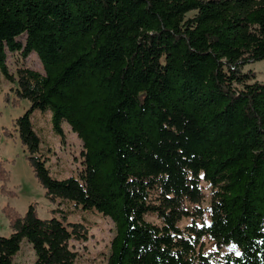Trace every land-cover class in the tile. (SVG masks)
Here are the masks:
<instances>
[{
  "label": "trees",
  "instance_id": "obj_1",
  "mask_svg": "<svg viewBox=\"0 0 264 264\" xmlns=\"http://www.w3.org/2000/svg\"><path fill=\"white\" fill-rule=\"evenodd\" d=\"M8 51L37 52L45 74L11 73ZM262 60L264 0H0V71L13 104L31 102L15 124L27 160L50 202L114 221L104 264H214L205 237L229 248L223 264H264V82L245 70ZM35 110L84 142L78 175L51 173ZM10 178L0 160L3 194ZM202 180L213 193L199 224ZM3 211L0 264L25 242L34 264L76 263L85 223L60 208L42 218L36 203Z\"/></svg>",
  "mask_w": 264,
  "mask_h": 264
},
{
  "label": "rangeland",
  "instance_id": "obj_2",
  "mask_svg": "<svg viewBox=\"0 0 264 264\" xmlns=\"http://www.w3.org/2000/svg\"><path fill=\"white\" fill-rule=\"evenodd\" d=\"M19 40L25 41V35ZM7 64L10 72L17 73L19 67H27L45 74L43 63L37 52L31 53L27 58L20 52L8 51ZM254 70L257 80L264 82V60L247 65L245 70ZM16 85L7 81L0 71V160L5 168L11 173L10 180L6 183L7 189L14 192V195L3 194L0 181V236L9 235L12 232L10 220L6 217L3 208L7 205L14 207L21 214H25L29 206L37 204L38 214L42 218H51L52 210L60 208L70 213L69 222L85 223L88 233L83 240H71L73 250L77 251L78 259L75 264H104L111 250V243L116 234L114 221L95 209L84 210L75 202L58 200L50 202L45 195V189L36 178L33 168L27 160V151L23 147L19 134L16 130V119L23 115L31 106V102L22 99L19 105L13 104L15 94L11 88ZM7 95L10 100L8 101ZM51 111L35 110L32 118L37 134L41 139L40 153L46 156L51 173L58 179L70 175H78L84 168V142L76 132L72 130L69 123L62 124L64 137L62 138L52 125ZM7 129L13 136L3 132ZM205 192L204 200L197 205L203 210V219H197L199 224L205 220L210 221V204L213 193L212 186L206 181H201ZM193 206L191 205L190 208ZM58 216H60L58 214ZM154 220V218H150ZM192 218L183 219L181 226L190 224ZM206 254H209L214 264H223L224 255L229 252L228 247L218 248L209 237L204 238ZM35 253L27 242L23 244L22 250L16 256L13 264H34Z\"/></svg>",
  "mask_w": 264,
  "mask_h": 264
}]
</instances>
